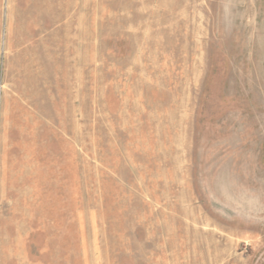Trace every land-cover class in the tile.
Listing matches in <instances>:
<instances>
[{
    "label": "rangeland",
    "instance_id": "rangeland-1",
    "mask_svg": "<svg viewBox=\"0 0 264 264\" xmlns=\"http://www.w3.org/2000/svg\"><path fill=\"white\" fill-rule=\"evenodd\" d=\"M0 264H264V0H0Z\"/></svg>",
    "mask_w": 264,
    "mask_h": 264
}]
</instances>
